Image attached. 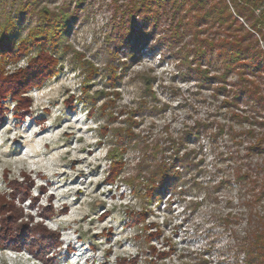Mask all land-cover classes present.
Returning a JSON list of instances; mask_svg holds the SVG:
<instances>
[{
  "label": "clouds",
  "instance_id": "9594fccd",
  "mask_svg": "<svg viewBox=\"0 0 264 264\" xmlns=\"http://www.w3.org/2000/svg\"><path fill=\"white\" fill-rule=\"evenodd\" d=\"M0 264H264V0H0Z\"/></svg>",
  "mask_w": 264,
  "mask_h": 264
},
{
  "label": "rangeland",
  "instance_id": "374dc122",
  "mask_svg": "<svg viewBox=\"0 0 264 264\" xmlns=\"http://www.w3.org/2000/svg\"><path fill=\"white\" fill-rule=\"evenodd\" d=\"M131 41L139 42V40L143 39L139 36L138 28H134L133 36L129 38Z\"/></svg>",
  "mask_w": 264,
  "mask_h": 264
}]
</instances>
